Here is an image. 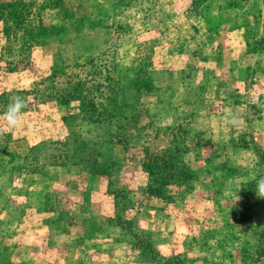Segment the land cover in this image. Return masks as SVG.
Wrapping results in <instances>:
<instances>
[{
    "label": "rangeland",
    "instance_id": "374dc122",
    "mask_svg": "<svg viewBox=\"0 0 264 264\" xmlns=\"http://www.w3.org/2000/svg\"><path fill=\"white\" fill-rule=\"evenodd\" d=\"M50 15L27 57L6 52L0 33V93L28 91L50 68L96 54L108 55L118 84L95 88L81 75L82 111L80 101H50L14 130L0 120V151L20 157L0 153V208L22 205L21 225H38L44 217L23 204L36 194L37 209L57 220L54 236L131 243L130 259L141 264H264L255 192L264 177V0H60ZM8 64L17 69L5 72ZM77 139L95 146L101 167L114 165L132 203L131 230L108 221L105 177L44 168L55 149L70 156ZM176 154L193 180L149 197L140 165Z\"/></svg>",
    "mask_w": 264,
    "mask_h": 264
},
{
    "label": "trees",
    "instance_id": "16d2710c",
    "mask_svg": "<svg viewBox=\"0 0 264 264\" xmlns=\"http://www.w3.org/2000/svg\"><path fill=\"white\" fill-rule=\"evenodd\" d=\"M59 2L60 0L0 2V33L4 42L3 49L10 53V49L13 47L17 51V55L27 57V54L34 47L42 44L40 38L44 30V19L51 16L50 14L57 9ZM46 30L52 33V27H48V29L46 27ZM25 61L22 60L20 64L26 65L27 61ZM16 69V66L8 64L5 72L11 73ZM81 75L86 77L89 80V84L95 88L101 85L98 82L107 83V85L110 82L118 84L112 74V66L109 65L108 55H91L81 61H70L58 68H50L48 74L39 78L33 88L28 91L1 92L0 112L6 110L7 105L14 96H21L26 101L27 106L23 109V115L30 113L32 110L34 111L38 104L50 101L55 103L62 102L63 104L80 101V103H77V108L82 111L87 105L84 103L86 101L83 102L81 97L76 95L79 88L84 85V81L78 78ZM90 106L92 107V105ZM3 138L4 140L2 141L8 142L11 139V134H4ZM0 153L8 159H20L15 153L9 151H0ZM98 158L99 153L91 142L77 139L70 156L55 149L46 157L44 168L71 166L78 168V173L86 174L90 178L96 176L105 177L106 194L111 197L113 206V216L108 221L109 223L115 222L114 225L118 227L126 225V228L131 230V221L124 217V214L132 208V203L127 197V191L122 186L117 187L114 165L107 163L105 167H101L98 163ZM31 160H27V163H22L23 167L26 168ZM140 166L147 174L148 186L146 187V193L149 197L157 198L162 196L167 198V186L175 185L176 187H181L194 178V173L183 162L178 160L177 154L173 156H154ZM261 207L264 211V199H262ZM128 246L131 250L134 249L131 243Z\"/></svg>",
    "mask_w": 264,
    "mask_h": 264
},
{
    "label": "crops",
    "instance_id": "0c3cea01",
    "mask_svg": "<svg viewBox=\"0 0 264 264\" xmlns=\"http://www.w3.org/2000/svg\"><path fill=\"white\" fill-rule=\"evenodd\" d=\"M35 196L30 193L22 202L31 204L36 215L44 217L38 225L35 220L21 225L17 211L21 210L22 205H9L10 208L3 210L0 208V264H141L130 259L132 250L127 244L111 242L101 236L87 238L82 233H75V237L71 238L69 235H64V238L61 232L54 236L50 228L57 220L50 222L45 217L49 211L37 209L41 206L34 203ZM91 222L96 224L97 220ZM10 224H14V230L8 232ZM82 241L86 242V246ZM61 254H64L62 258L59 256Z\"/></svg>",
    "mask_w": 264,
    "mask_h": 264
},
{
    "label": "clouds",
    "instance_id": "9594fccd",
    "mask_svg": "<svg viewBox=\"0 0 264 264\" xmlns=\"http://www.w3.org/2000/svg\"><path fill=\"white\" fill-rule=\"evenodd\" d=\"M26 101L21 96H14L11 98L10 103L7 105L6 110L0 116V120L7 130L11 131L22 125L20 117L23 115V109L26 108ZM236 116L226 117L228 125L236 126ZM256 195L264 199V177H261L256 182Z\"/></svg>",
    "mask_w": 264,
    "mask_h": 264
}]
</instances>
